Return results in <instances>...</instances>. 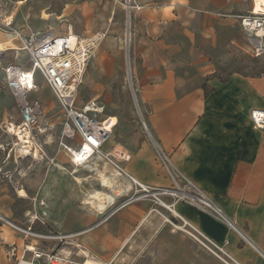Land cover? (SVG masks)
<instances>
[{"label":"rangeland","instance_id":"374dc122","mask_svg":"<svg viewBox=\"0 0 264 264\" xmlns=\"http://www.w3.org/2000/svg\"><path fill=\"white\" fill-rule=\"evenodd\" d=\"M191 1L189 14L202 5V0ZM1 2L0 19L11 22L21 34L50 30L66 35L71 28L73 35L99 37L77 98L104 104L103 117H113L116 124L113 134L122 133L117 142L134 141V127L143 128L144 110L135 79L141 61L134 48L147 33L148 43L163 39L174 65L191 77L203 58L214 69L208 77L219 81L235 74L264 77V38H256L254 31L241 24V17L253 11L252 0L250 8L240 11L242 16H218L210 27L197 23L199 36L195 41L185 35L192 32L186 25L191 17L179 13L178 0ZM171 6L174 16L159 15ZM7 31H0V36L8 35ZM201 33L215 35V39L208 43V37ZM8 46L16 49L0 55V264H47L45 257L36 260L34 256L50 253L71 255L80 262L86 261V253L99 264H222L175 227H182V223L160 205L159 196L158 201L147 196L122 206L148 194L140 188L127 189L103 170V162L72 165L58 147L60 106L39 76L29 97L41 103L43 114L32 131L33 144L23 148L27 145L17 141L14 132L20 118L15 97L5 87L3 67L8 63L28 67L29 63L18 40ZM194 48L198 50L196 57L189 52ZM215 49L217 52L212 51ZM97 173L106 177V187ZM149 210L152 212L146 217Z\"/></svg>","mask_w":264,"mask_h":264},{"label":"crops","instance_id":"0c3cea01","mask_svg":"<svg viewBox=\"0 0 264 264\" xmlns=\"http://www.w3.org/2000/svg\"><path fill=\"white\" fill-rule=\"evenodd\" d=\"M190 3L178 0L177 4L179 13L191 17L186 25L192 32L185 34L190 41L199 36L197 23L210 27L218 16L239 17L240 11L251 7L250 0H202V5H196L194 13L189 14ZM252 3L254 12V0ZM168 9L159 15L174 16V6ZM203 36L208 37V43L215 39L210 33ZM15 41L9 34L0 36V45H5L0 55L16 49L8 46ZM189 52L198 56L195 48ZM134 55L141 61L135 79L144 126L134 127V141L117 142L122 133H114L110 148L130 157L121 163L125 174L119 175L105 163L103 170L129 190L142 186L192 192L187 183L192 184L224 219L174 196L159 195L161 202L174 203V213L209 240L219 245L227 241L225 250L238 263L264 264V137L249 118L252 109L264 110V77L235 74L219 81L208 77L214 69L204 63V58L197 62V71L191 77L174 65L163 39L148 43V33L135 45ZM163 157L167 160L164 164ZM151 212L146 211V217ZM83 254L87 264V254Z\"/></svg>","mask_w":264,"mask_h":264},{"label":"built area","instance_id":"2783aa9c","mask_svg":"<svg viewBox=\"0 0 264 264\" xmlns=\"http://www.w3.org/2000/svg\"><path fill=\"white\" fill-rule=\"evenodd\" d=\"M2 2L0 0V8ZM136 8L138 7H130ZM256 21L257 25L264 23V15L254 14L241 17V24L245 30L251 29L248 22ZM258 26V27H259ZM8 30V31H7ZM0 31H7L13 39L18 40L21 51L24 52L28 67L20 64L8 63L3 67V80L6 89L15 97L16 110L20 118V125L16 127L23 133L25 147L33 144L32 131L38 126L42 116V105L38 100L30 99L29 94L35 91L37 76L51 90L60 109L61 131L58 147L65 152L75 167L95 165L103 162L109 165L118 174H125L122 162L129 161L130 157L121 150H113L107 144L114 143L113 130L116 124L111 123V117H103L105 106L96 99L85 102L78 101L77 94L88 63L95 57L99 44V37H86L70 33L56 35L52 31H38L24 35L11 27V22L0 19ZM251 124L264 137V110L252 109L249 113ZM53 161V160H52ZM163 164L167 160L163 157ZM131 180H133L130 177ZM192 192L158 189H146V196L151 194L170 195L177 200H185L197 207L213 212L218 218L224 219L221 212L210 199L199 189L187 183ZM132 200V199H130ZM173 204L166 205L181 223L175 226L187 233L199 246L214 255L222 264H240L225 250L228 244L222 245L209 240L204 234L188 225L173 211ZM165 208V209H166ZM187 228V230H185ZM45 257L47 264H85L75 260L71 255L63 256L60 253L35 254L34 259Z\"/></svg>","mask_w":264,"mask_h":264},{"label":"bare ground","instance_id":"6f19581e","mask_svg":"<svg viewBox=\"0 0 264 264\" xmlns=\"http://www.w3.org/2000/svg\"><path fill=\"white\" fill-rule=\"evenodd\" d=\"M254 14H257V15H264V0H254V12H253ZM248 24H249V26H250V28H251V30L252 31H254V35L256 36V37H259V38H261V37H264V23L263 24H261L260 26L259 25H257V22L255 21H250V22H248ZM259 26V27H258ZM68 31H69V33H70V36L71 37H73L74 35H73V32H72V30H71V28H69L68 29ZM260 35V36H259ZM5 46V45H4ZM4 46L3 45H0V48H4ZM4 50V49H3ZM144 126V125H143ZM12 127H13V125H12ZM11 128V127H10ZM11 130V129H10ZM15 132V135L17 136V141H20V142H23V144H25L26 142L24 141L25 139V137L23 136V133L21 132V131H18V130H16V131H14ZM23 148H28V147H23ZM99 173H97L96 175H98ZM100 175V174H99ZM120 175V174H119ZM101 179H102V186H105V184H106V182H107V179L104 177V176H102L101 177ZM100 185V184H99ZM140 189H141V191L142 192H146L145 190H146V188H143L142 186L140 187ZM157 194H151L150 196L151 197H153L155 200H157L158 201V198H157V196H156ZM23 196V195H22ZM144 197H147V196H139L138 198H135V199H132V200H130V201H128V202H126L125 204H123L122 206H124V205H127V204H129V203H131V202H134V201H138V200H141L142 198H144ZM160 202V201H159ZM160 205L162 206V207H164V208H166V204H163L162 202H160ZM167 209V208H166ZM31 250H33V249H31ZM21 264H25V263H21ZM86 264V263H85ZM87 264H97L95 261H93V260H91L88 256H87Z\"/></svg>","mask_w":264,"mask_h":264},{"label":"snow or ice","instance_id":"6c2138e0","mask_svg":"<svg viewBox=\"0 0 264 264\" xmlns=\"http://www.w3.org/2000/svg\"><path fill=\"white\" fill-rule=\"evenodd\" d=\"M22 195H23V193H22Z\"/></svg>","mask_w":264,"mask_h":264}]
</instances>
